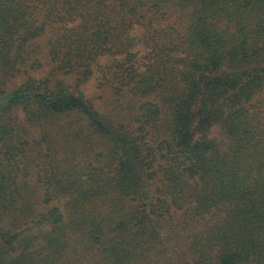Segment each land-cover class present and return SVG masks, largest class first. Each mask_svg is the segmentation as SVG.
<instances>
[{
	"label": "trees",
	"instance_id": "trees-1",
	"mask_svg": "<svg viewBox=\"0 0 264 264\" xmlns=\"http://www.w3.org/2000/svg\"><path fill=\"white\" fill-rule=\"evenodd\" d=\"M0 264H264V0H0Z\"/></svg>",
	"mask_w": 264,
	"mask_h": 264
},
{
	"label": "rangeland",
	"instance_id": "rangeland-1",
	"mask_svg": "<svg viewBox=\"0 0 264 264\" xmlns=\"http://www.w3.org/2000/svg\"><path fill=\"white\" fill-rule=\"evenodd\" d=\"M48 68H46L44 71H40L37 73H32L37 79L45 77L47 75ZM23 82L21 78H19L17 81H14L9 89H13L15 86L20 85ZM98 77L96 76L93 78L87 85L82 87L83 94L87 97V99L91 100L94 104H100L102 103L101 100H99L100 97H102L101 91L98 88Z\"/></svg>",
	"mask_w": 264,
	"mask_h": 264
}]
</instances>
